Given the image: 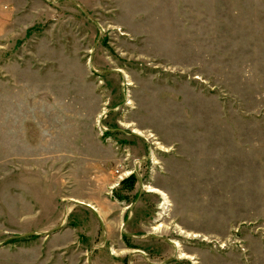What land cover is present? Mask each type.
Listing matches in <instances>:
<instances>
[{"label": "rangeland", "instance_id": "rangeland-1", "mask_svg": "<svg viewBox=\"0 0 264 264\" xmlns=\"http://www.w3.org/2000/svg\"><path fill=\"white\" fill-rule=\"evenodd\" d=\"M0 5L36 21L0 13V264L90 229L85 178L139 200V256L264 264V0Z\"/></svg>", "mask_w": 264, "mask_h": 264}, {"label": "crops", "instance_id": "crops-1", "mask_svg": "<svg viewBox=\"0 0 264 264\" xmlns=\"http://www.w3.org/2000/svg\"><path fill=\"white\" fill-rule=\"evenodd\" d=\"M6 6L8 9H3V6L0 5V13H6V15L3 14V16L10 19L11 24H9L8 27H10L11 30L13 27L19 30V27H28L36 22L35 18H33V20L27 24L20 23L23 13L21 10L22 7L17 5L16 9L18 14H16V10H12L13 8L9 7V5ZM69 146L68 149L71 151V143ZM102 180L101 178H93L92 180L88 178L80 179L79 188L75 186L74 189L76 192L75 195L69 198L82 200L96 207L97 210H94L95 213L89 210L91 214L87 224H90V229L81 226H79V228L75 226L66 228L64 231L70 235L69 239L66 238L64 242L49 244L48 248H39L35 255L36 258L33 260L28 259L24 261L23 264H137V262L140 264H161L157 257L149 253V250L152 249L153 240H149L145 237V235L148 234L147 232L144 235L145 238L142 236V238L139 239V241L141 240L140 245L143 247V251H145L139 252L140 256L137 254L138 251L137 253L132 252L133 249L127 246L128 243L136 245V240H138V233L135 232L136 230L134 231L132 225L146 226L145 221H139V219L137 221L136 211L138 209L137 205L139 204V200H135L134 202V200L132 201L129 199L127 201L122 199L124 200L122 201L120 199L122 196L115 194L117 191L121 190L117 187L121 186L122 182L118 184V186L108 188L107 192L106 190L103 192L104 185L101 184ZM112 183L113 182H111V184ZM54 197L51 198V202L48 201L50 202V208H55V203H58ZM44 201L45 200L41 202ZM85 205L91 207L88 204L79 203L81 208ZM110 210L116 211V215L111 217L113 211L109 212ZM83 213L78 216L76 214L77 218L75 219H81ZM126 213L129 214V217L124 218ZM70 217L72 216L68 218L70 219ZM98 224L102 230L100 242L87 243V240H93L95 236H97ZM141 233L144 234L145 232ZM170 246H165L168 252L170 251ZM120 254H122V256H120Z\"/></svg>", "mask_w": 264, "mask_h": 264}, {"label": "built area", "instance_id": "built-area-1", "mask_svg": "<svg viewBox=\"0 0 264 264\" xmlns=\"http://www.w3.org/2000/svg\"><path fill=\"white\" fill-rule=\"evenodd\" d=\"M152 153H151V150L149 149V156H148V158L147 159H150L151 157H150V155H151ZM137 167H132V168H129V170H126V169H124V172H123V174L125 175V177L127 178V176H129V175H131V174H133V173H137ZM122 179L123 178H120L119 179V181L116 183V185L117 184H119V182L120 181H122ZM147 185H149L148 183H144L143 182V180L141 179V186L143 187H145V186H147Z\"/></svg>", "mask_w": 264, "mask_h": 264}, {"label": "bare ground", "instance_id": "bare-ground-1", "mask_svg": "<svg viewBox=\"0 0 264 264\" xmlns=\"http://www.w3.org/2000/svg\"><path fill=\"white\" fill-rule=\"evenodd\" d=\"M151 187V186H150ZM148 190L150 191H153V192H160L158 189H156L155 187H151V188H148ZM161 193V192H160ZM162 194V193H161ZM166 199V198H165ZM166 201V200H165ZM174 245L178 246V243H173Z\"/></svg>", "mask_w": 264, "mask_h": 264}]
</instances>
